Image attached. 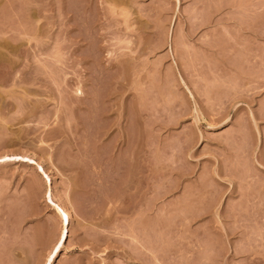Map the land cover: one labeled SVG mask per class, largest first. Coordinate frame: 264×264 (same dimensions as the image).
<instances>
[{
	"label": "rangeland",
	"instance_id": "1",
	"mask_svg": "<svg viewBox=\"0 0 264 264\" xmlns=\"http://www.w3.org/2000/svg\"><path fill=\"white\" fill-rule=\"evenodd\" d=\"M60 198L52 264H264V0H0V264Z\"/></svg>",
	"mask_w": 264,
	"mask_h": 264
},
{
	"label": "bare ground",
	"instance_id": "2",
	"mask_svg": "<svg viewBox=\"0 0 264 264\" xmlns=\"http://www.w3.org/2000/svg\"><path fill=\"white\" fill-rule=\"evenodd\" d=\"M10 73H11V71H10ZM77 92L79 94H82V91H79L78 90ZM31 163H36V162L32 161ZM45 178H46L45 179V185H46L45 194H47V195L50 196V195L53 194V187H52L51 177L46 174ZM60 200H61V198H60ZM61 203H62L61 205H58V209H59V213H60V220H61V222L63 224V229L61 230V232L59 234V237H58L55 245L57 243H59L60 241H63V244H62L60 250L58 252H56L54 256L51 257L52 262L55 260L56 256L59 255L62 247H64V244H65V242L67 240V237H68L69 225L71 223V219H72V216H73V210H72V208H70L69 206H67V204H65L64 200H61ZM61 211H63V213L67 216V220H65L64 217L61 215ZM55 245L53 246V248H52V250H51L50 253H52ZM49 257H50V254L48 256V259H47L46 264H48V262H49Z\"/></svg>",
	"mask_w": 264,
	"mask_h": 264
},
{
	"label": "snow or ice",
	"instance_id": "3",
	"mask_svg": "<svg viewBox=\"0 0 264 264\" xmlns=\"http://www.w3.org/2000/svg\"><path fill=\"white\" fill-rule=\"evenodd\" d=\"M13 159H19V157H13ZM50 199V202H51V198ZM55 207V205H53ZM61 215L64 217L65 220H67V216L63 213V211H61ZM63 244V241H60L59 243H57L52 251V253H50V257H49V262L48 264H52V260H51V257L55 255L56 252H58L61 248Z\"/></svg>",
	"mask_w": 264,
	"mask_h": 264
}]
</instances>
